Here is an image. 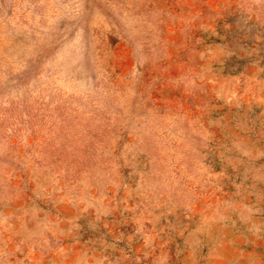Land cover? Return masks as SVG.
I'll return each mask as SVG.
<instances>
[{"label":"rangeland","instance_id":"1","mask_svg":"<svg viewBox=\"0 0 264 264\" xmlns=\"http://www.w3.org/2000/svg\"><path fill=\"white\" fill-rule=\"evenodd\" d=\"M0 264H264V0H0Z\"/></svg>","mask_w":264,"mask_h":264}]
</instances>
